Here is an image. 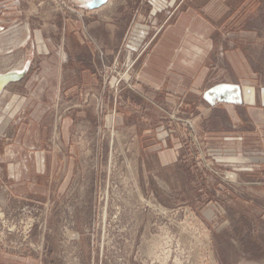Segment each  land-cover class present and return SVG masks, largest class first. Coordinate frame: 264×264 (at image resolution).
I'll list each match as a JSON object with an SVG mask.
<instances>
[{"label": "rangeland", "instance_id": "rangeland-1", "mask_svg": "<svg viewBox=\"0 0 264 264\" xmlns=\"http://www.w3.org/2000/svg\"><path fill=\"white\" fill-rule=\"evenodd\" d=\"M87 1L0 0V74L23 72L0 91V165L20 145L2 133L10 119L41 109L55 120L46 154L63 165L38 196L13 205L0 183V254L9 264H264L259 114L238 103L235 119L190 89L157 90L142 82L146 55L127 67L121 50L95 51L90 83L82 68L91 51L72 52L69 40L72 29L92 39L91 28L108 24L124 39L138 26H162L158 37L181 22L183 44L197 40L193 53L207 72L202 91L255 87L260 108L264 0ZM100 8L116 15L103 18ZM68 120L63 137L59 123ZM162 151L176 159L164 161Z\"/></svg>", "mask_w": 264, "mask_h": 264}, {"label": "crops", "instance_id": "crops-1", "mask_svg": "<svg viewBox=\"0 0 264 264\" xmlns=\"http://www.w3.org/2000/svg\"><path fill=\"white\" fill-rule=\"evenodd\" d=\"M160 4L162 7V0H160ZM101 8L98 15L103 14V18L113 19V16L116 15L115 10L105 13V10ZM160 12H163V9ZM138 27L133 33L131 32L132 35L128 39H124L125 30H120L118 26L111 24H108L107 29L102 32L91 28L89 33L92 39L86 38L79 30H70L69 35L71 37L69 40L73 46L72 52L74 50L78 51V47L83 45L88 46L91 51L89 63H85L86 67L82 68L86 70L85 78L87 77L90 83L94 84L98 81L93 70L94 57L92 56L95 55V51L99 47L103 48L106 54L113 56L118 54L119 50L125 52L127 56L125 66L127 67L136 64L143 55H146L145 60L140 65V67L142 66L140 70L142 82L145 80L157 90L166 88L170 92L179 91L183 95L190 89V91L197 93L207 102L206 106L210 104L217 107L219 104L224 103L227 110L231 112L229 116L235 119L239 118L236 104L247 102L253 115L259 114L258 122L264 120V87L260 96V108L254 107L257 104L255 87H245L235 82L231 84L218 83L207 92L202 91L207 72L203 68L200 69V65L197 63L199 57L193 53V50H196L194 45L197 40L195 42L184 41L186 44H183L182 38L185 35L184 29L186 28L181 22L171 25L169 28L165 26L166 29H161L158 37L156 31L160 30L162 26L153 31L148 26L142 25ZM182 44L183 48H181ZM146 47H148L149 51L144 54ZM81 80L80 76L79 81ZM138 88L142 90V87L139 86ZM44 113L45 109L38 110L35 118L29 115L27 119H20L21 122L16 120L11 122L12 118L10 117L9 123L11 124H7L6 130L2 132L7 137H16V141L20 144L16 146L17 148H15L14 152L12 151L9 155H5L6 158H4L3 164L0 165V183L5 184L4 187L11 193L8 198L10 197L9 203L12 205L16 204L18 199L27 200L38 196V187L44 189L48 185L47 182L43 184V180L52 182L58 175V169L60 167L61 171L63 169V165H59V162L52 159L51 154H46L45 138L54 133L55 120H53L51 113L46 116H44ZM59 124L61 125L59 131L63 137H67L70 134L71 121H64L62 124L60 122ZM159 136L163 139L162 144L167 145L165 133L160 131ZM34 138H37L35 142ZM24 140L26 141L24 142ZM160 157L164 161H171L176 159V154L162 151ZM10 258L5 253L0 254V264H9ZM12 261L16 262L15 259ZM25 262L33 264L30 261Z\"/></svg>", "mask_w": 264, "mask_h": 264}, {"label": "water", "instance_id": "water-1", "mask_svg": "<svg viewBox=\"0 0 264 264\" xmlns=\"http://www.w3.org/2000/svg\"><path fill=\"white\" fill-rule=\"evenodd\" d=\"M107 0H92L87 2V6L89 8H96L103 3H105ZM23 75H20L18 73H6L0 75V88L4 87L9 82H13L16 80H19L22 78Z\"/></svg>", "mask_w": 264, "mask_h": 264}, {"label": "bare ground", "instance_id": "bare-ground-1", "mask_svg": "<svg viewBox=\"0 0 264 264\" xmlns=\"http://www.w3.org/2000/svg\"><path fill=\"white\" fill-rule=\"evenodd\" d=\"M88 1H89V0H88ZM88 1H87V2H88ZM7 73H12V74H13V73H18V74H20V75H23V72L20 73V71H13V72H7ZM4 74H6V73H4ZM0 75H1V74H0ZM9 83H10V82H9ZM6 85H7V84H6ZM6 85H5V86H6ZM5 86H4V87H5ZM4 87L0 88V91H2Z\"/></svg>", "mask_w": 264, "mask_h": 264}]
</instances>
